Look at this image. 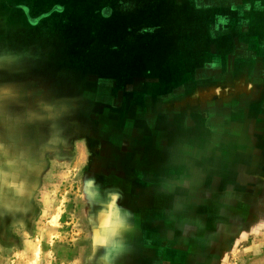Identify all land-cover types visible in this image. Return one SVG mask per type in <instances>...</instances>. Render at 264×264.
I'll return each instance as SVG.
<instances>
[{
    "label": "rangeland",
    "instance_id": "rangeland-1",
    "mask_svg": "<svg viewBox=\"0 0 264 264\" xmlns=\"http://www.w3.org/2000/svg\"><path fill=\"white\" fill-rule=\"evenodd\" d=\"M0 264H264V0H0Z\"/></svg>",
    "mask_w": 264,
    "mask_h": 264
}]
</instances>
